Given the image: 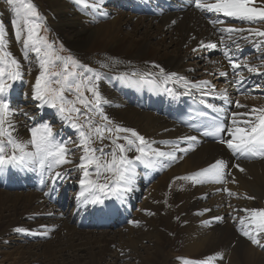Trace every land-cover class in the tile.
Masks as SVG:
<instances>
[{
  "label": "bare ground",
  "instance_id": "6f19581e",
  "mask_svg": "<svg viewBox=\"0 0 264 264\" xmlns=\"http://www.w3.org/2000/svg\"><path fill=\"white\" fill-rule=\"evenodd\" d=\"M165 1L173 7H166ZM37 2L42 11V21L38 22L42 26L48 23L53 36L70 47L84 66L103 77L98 85L108 103L102 107L112 121L135 129L146 140L154 141L152 146L161 151H169L173 143L187 135L197 136L198 142L188 152L178 151L177 159L170 164L163 161L165 166L146 167L136 162L132 190L120 198L106 199L103 212L96 211L98 206L94 205L78 209L75 195L80 191L81 174L73 165L57 169L73 171L55 184L54 191L47 174L41 183L39 171L9 168L0 173V249L6 248L3 252L11 260L9 264H185V261L200 264L208 257H215L212 264H264V247L253 245L243 236L239 222V217L246 215L242 209L264 207V158L237 159L226 146L203 139L176 120L187 96L224 107V101L219 98L222 89H227L232 100L225 115L228 124L232 112L248 111L237 108L235 101L249 108L264 106V75L241 68L238 71L247 79L243 86L234 82L233 69L223 55L221 33L209 23L215 18L213 14L195 9L193 0H104L99 8L92 6L99 0ZM17 9H21V0L12 6L7 0H0V21L6 29L8 50L25 70V82L15 83L10 92L12 106L29 113L28 117L17 114L13 118L18 136L29 139L28 127L47 122L57 139L79 143L77 129L61 120L55 109L47 106L39 109V102L32 101L30 94L25 95L30 93L39 68L24 58L21 43L15 40L11 21L16 19ZM219 19L224 21L223 26L264 29V22L248 24L223 15ZM201 40L205 44L217 43L218 47L200 48ZM231 49L229 55L236 56L238 63L247 59L249 66L260 67L264 72L260 51L252 43L241 42V50H236L234 45ZM29 55L35 61L36 54ZM160 68L165 73L175 72L184 80L161 83L162 90L153 91L119 79L123 73L151 71L163 80ZM221 72L228 75L221 76ZM200 81L210 82L211 95L201 98L199 92L185 87V82ZM165 87L174 89L175 94L163 91ZM103 144L110 146V141ZM179 147L188 145L181 142ZM81 154L76 151L70 155L74 164L79 163ZM135 155L134 150L128 153L133 159ZM216 159L228 162L226 171L230 175L226 184L193 185L176 179L199 171ZM236 163L245 171L232 167ZM158 177L147 189L148 183ZM223 187L237 195L229 197L217 191ZM145 189L146 193L142 194ZM50 212L52 215H48ZM217 216L222 219L215 220ZM114 221L139 223L96 231L98 225ZM18 227L27 230L18 232L15 230ZM180 244L182 247L176 250L175 246Z\"/></svg>",
  "mask_w": 264,
  "mask_h": 264
},
{
  "label": "snow or ice",
  "instance_id": "6c2138e0",
  "mask_svg": "<svg viewBox=\"0 0 264 264\" xmlns=\"http://www.w3.org/2000/svg\"><path fill=\"white\" fill-rule=\"evenodd\" d=\"M7 2L12 6L17 0H7ZM77 2H83V0H77ZM103 3L104 0H99V3H94L92 6L99 8ZM193 6L202 13H210L215 17L210 19L209 23L221 33L220 43L225 45L223 55L233 69V80L237 85L243 86L247 79L238 71L241 68H247L249 73L264 75L260 67L249 66L247 59L238 63L236 56L229 55L232 45L236 50H241V42H250L260 51V65L264 66V29L223 26L224 21L219 19V16L223 15L248 24L264 22V0H193ZM21 9L16 10L17 17L11 21L15 30V40L21 43L24 58L30 63H36L39 68L35 82L30 85V93L25 95L30 94L32 101L39 102L37 104L39 109L45 106L55 109L61 120L69 122L71 127L77 129L79 143H74L71 139L64 141L57 139L53 127L47 122L28 127L29 139H23L16 134L17 125L13 118L17 114L28 117L29 113L12 106L10 92L14 89L15 83L25 82V70L20 60L8 50L6 29L4 23L0 21V173H5L9 168L39 171L41 183L44 182L45 174H47V179L52 181L54 191L55 184L63 181L73 171L72 168L64 171H57V169L65 165H73L74 170L81 174L78 180L80 191L75 195L78 209L94 205L98 206L96 211L103 212L106 199L120 198L132 190L136 162L146 167H154L157 164L165 166L163 161L167 160L169 164L175 161L178 151L192 150V146L198 142L197 136H184L173 143L169 151H161L152 146L154 141L146 140L135 129L123 127L112 121L102 107L108 101L99 90L98 82L103 78L101 74L80 65L71 55H61L62 46L57 48L54 42H49L47 37L39 35L41 24L38 21H42V17L32 0H21ZM218 25L220 27H217ZM198 47L216 49L218 44L211 42L205 44L201 40ZM193 51L197 49L194 48ZM30 53L36 54L35 61L31 60ZM57 65L60 66V70L53 71L52 69H55ZM155 67L159 68L158 65ZM79 68L84 70L76 71ZM28 72H31V68ZM159 75L163 77V80L151 71L123 73L119 79L131 86L147 85L153 89L158 88L161 83L166 85L172 80L176 82L184 80L175 72L165 73L163 68L159 69ZM220 75L227 76L228 73L221 72ZM209 85V81H200L196 84L185 82V87L199 92L201 98L212 94L213 88ZM254 86L260 87L259 84ZM240 90L237 88V91ZM163 91L175 94L172 88L165 87ZM85 92L90 93L91 96H86ZM66 93H75V98L68 99ZM219 98L224 101V107L205 103L203 99L201 101L205 103L207 109H211L216 114L203 125V135L219 138V143L226 146L237 159L264 158V106L249 108L248 105L241 104L237 100L236 107L247 108L248 111L232 112L230 124H226L224 117L228 113L227 105L232 103L227 89L220 90ZM81 115L85 117L84 124L79 123ZM199 115L207 118L208 112L201 111ZM190 127L200 130L195 124ZM105 140L110 141V146L103 144ZM121 140L124 143H120ZM96 141H99L102 146H94ZM181 142L186 143L188 147L180 148ZM69 144L73 146L68 147ZM109 147L110 151H105ZM133 150L136 153L134 159L128 156V153ZM76 151L82 152L79 155L78 164H74L73 159L70 158V155ZM232 167L241 172L245 171L239 163ZM227 169L226 160L216 159L207 167L176 179L191 182L193 185L206 183L224 185L228 182L227 176L230 175ZM232 182L235 183L234 177ZM217 191H223L229 197L237 195L227 187L218 188ZM48 194L45 193V195ZM246 198L254 199L251 196ZM204 211H210V209ZM241 211L246 213L239 217L240 225L243 226L242 235L247 237L253 245L264 247L262 242L264 241V207H253ZM214 219L220 220L222 217L217 216ZM130 223L139 222L130 221ZM15 230L22 232L27 229L18 227ZM214 260L215 257H208L200 261V264H212ZM185 264L190 262L185 261Z\"/></svg>",
  "mask_w": 264,
  "mask_h": 264
},
{
  "label": "rangeland",
  "instance_id": "374dc122",
  "mask_svg": "<svg viewBox=\"0 0 264 264\" xmlns=\"http://www.w3.org/2000/svg\"><path fill=\"white\" fill-rule=\"evenodd\" d=\"M34 5L36 6L38 12L40 14H42L41 8H40L37 0H34ZM41 28L42 29H39V35L40 36L47 37L48 41L49 42H54L55 43V46L57 48H60V46H62L63 50L61 52V55H64V56L71 55L75 60H77L80 63V65H83L84 66V64L78 59V57L75 56V54H73L72 49L70 47H68L62 40H59L60 39L59 37L53 36L54 33L52 32V30H51V28H50V26H49L48 23L45 22L43 26L41 24ZM242 57H243V55H241L239 58L241 59ZM52 70L53 71H58V70H60V66L57 65V67L55 69H52ZM83 70H84L83 68L76 69V71H83ZM85 95L87 96V92H85ZM66 96L68 97V99H74L75 98V93H66ZM77 106H80V105H77ZM79 123H81V124H84L85 123V117L83 115H81L79 117ZM16 134L20 136V134L18 132ZM97 145L98 146H102L99 141H96V143H95L94 146H97ZM105 151H110V149L109 150L108 149H105ZM90 170H92V169H90ZM158 179L159 178L152 180L150 182L151 184L149 183L147 185L148 187L146 186L147 189L150 188L151 185H154V183H156ZM147 189H145V192L143 191L142 194L146 193ZM129 224H130V221L125 222L123 224H121V223H113L112 225H108V224H103L102 225V224H100V225L97 226L98 230H96V231H99L100 229H109V230L113 229V230H115L116 228L125 227V226H127ZM181 247H182L181 244L175 246L176 250H179ZM3 250H6V248L5 249H0V264H9L11 262V260L8 259V258H7L8 260L6 259V256L7 255H6V253L3 252ZM179 255H180V253H179ZM182 261H185V259H182Z\"/></svg>",
  "mask_w": 264,
  "mask_h": 264
}]
</instances>
